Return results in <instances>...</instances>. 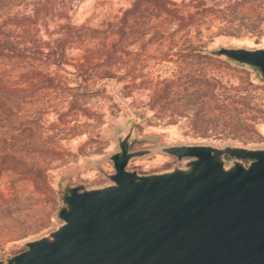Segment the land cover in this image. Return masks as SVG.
I'll use <instances>...</instances> for the list:
<instances>
[{
	"label": "trees",
	"instance_id": "16d2710c",
	"mask_svg": "<svg viewBox=\"0 0 264 264\" xmlns=\"http://www.w3.org/2000/svg\"><path fill=\"white\" fill-rule=\"evenodd\" d=\"M71 1L0 0V249L50 227L58 198L65 194L54 187V175L69 162L59 155L56 136L69 130V120L45 126L42 119L72 92H88L93 77L124 82V92L146 89L147 109L166 125L186 120L197 133L244 144L262 137L264 92H255L254 83L264 81L231 66L230 59L207 50L191 33L207 18H216L212 8L206 15L207 9L181 18L178 29L168 34L177 19L164 0H132L129 9L101 28L74 26ZM197 7L204 9L205 2ZM147 36L160 45L169 42L175 57L170 75L135 74L138 66L122 58L132 53L124 45L134 46ZM70 48L85 52L84 61L74 66L79 78L75 87L36 65L44 61L62 68ZM212 71L233 72L238 81L230 86L233 92H215L224 83L221 76L210 77ZM51 91H60L59 98L50 97Z\"/></svg>",
	"mask_w": 264,
	"mask_h": 264
},
{
	"label": "water",
	"instance_id": "95a60500",
	"mask_svg": "<svg viewBox=\"0 0 264 264\" xmlns=\"http://www.w3.org/2000/svg\"><path fill=\"white\" fill-rule=\"evenodd\" d=\"M212 53L253 70L264 81V44L219 46ZM115 128V127H114ZM142 147L100 160L98 183L70 184L55 228L20 244L0 264H264V146L174 143L154 133ZM172 158L162 169L128 168L149 154Z\"/></svg>",
	"mask_w": 264,
	"mask_h": 264
},
{
	"label": "rangeland",
	"instance_id": "374dc122",
	"mask_svg": "<svg viewBox=\"0 0 264 264\" xmlns=\"http://www.w3.org/2000/svg\"><path fill=\"white\" fill-rule=\"evenodd\" d=\"M199 1L205 2L204 9L197 7ZM164 2L166 10L175 13L177 19L175 23L170 25L168 34L178 29V24L182 23L181 18L190 13L207 9L206 12L203 11L202 13L206 15L212 8L216 18L213 21L207 18L198 29L194 27L195 29L191 30L193 38L197 36L196 40L207 50L212 51L219 46L258 47L264 44V0H164ZM131 4L132 0H72L70 11L72 24L78 28L104 27L107 22L121 16L125 10L131 7ZM202 14L198 15V18ZM50 24H53V20L50 21ZM168 47L169 42L160 45L159 42L151 39V36H147L134 46L125 47L124 45V48L132 53L131 55H122V58L125 61L128 60L130 64L138 66L135 74L153 78L168 76L173 69L171 60L175 59L169 53ZM67 55L68 64L62 68H56L44 61H37L36 65L43 73L60 77L63 82L69 81L71 82L70 86L75 87L79 78L74 66L84 61L85 52L82 49L70 48ZM230 65L236 66L234 63H230ZM243 69L251 75L255 74L249 68ZM218 76L222 77L224 88H217L215 92H233L230 86L238 83L237 79L233 77V72L220 74L212 71L210 74L212 78ZM254 84L258 88L255 92H264V82L255 81ZM124 85V82L118 83L113 79L99 80L93 77L88 81V92H72V97L62 99L63 104L55 109L57 111L43 117L42 122L45 123V126L50 123L61 124L62 120H69V123L66 124L69 130L56 136L59 144V155L69 160L54 175L53 184L57 191L62 192L61 189L57 188L60 171L71 166L75 167V171L71 175L70 184L80 181L87 183L104 181L97 169L88 168L87 165L92 160H100L104 171H113L110 155L116 151L114 131L125 123L131 110L140 118L138 125L140 138L154 133L160 135L161 141L168 144L208 143L224 145L233 143L249 147L264 146V123L259 127V133L262 137L247 144L233 138H220L197 133L190 129L186 120L175 125H166L156 121L152 117L153 113L147 109L149 93L146 89L134 88L132 92H124ZM51 92L55 93L50 97L59 98L60 91ZM15 93L12 92V94ZM30 93L29 90L24 92L25 95ZM256 102L253 105L258 104ZM66 113L72 114V117H62ZM150 146L153 144L145 143L142 145V147ZM171 161L172 158L159 153L149 154L144 158L131 161L128 168L137 167L141 172H150L167 167ZM58 200L59 208L61 199L58 198ZM57 223L54 214L52 223L47 230L17 243L5 245L0 249V258L19 250L18 244L54 229Z\"/></svg>",
	"mask_w": 264,
	"mask_h": 264
},
{
	"label": "flooded vegetation",
	"instance_id": "af4514ba",
	"mask_svg": "<svg viewBox=\"0 0 264 264\" xmlns=\"http://www.w3.org/2000/svg\"><path fill=\"white\" fill-rule=\"evenodd\" d=\"M130 116L127 118L125 123L117 128L114 131V139L116 142V151L119 155H122L124 152L131 151L136 148L142 147V145L138 144V141L141 140L138 130L139 120L140 118L138 115L133 112L132 110L129 111ZM144 158V157H137L132 158L129 160L128 164L136 159ZM64 194V196L68 193V187L61 189Z\"/></svg>",
	"mask_w": 264,
	"mask_h": 264
}]
</instances>
